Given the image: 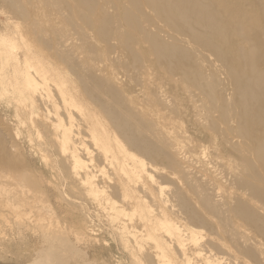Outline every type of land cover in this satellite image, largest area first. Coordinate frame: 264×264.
I'll return each instance as SVG.
<instances>
[{
  "label": "bare ground",
  "instance_id": "bare-ground-1",
  "mask_svg": "<svg viewBox=\"0 0 264 264\" xmlns=\"http://www.w3.org/2000/svg\"><path fill=\"white\" fill-rule=\"evenodd\" d=\"M0 6L35 37L51 33L36 38L48 59L20 24L0 31V97L15 102L22 127L51 121L62 164L44 179L0 152V220L40 225L46 248L34 264L65 263L44 188L59 205L66 181L138 264H192L191 253L198 264H264V0ZM36 100L53 110L39 115Z\"/></svg>",
  "mask_w": 264,
  "mask_h": 264
},
{
  "label": "rangeland",
  "instance_id": "rangeland-1",
  "mask_svg": "<svg viewBox=\"0 0 264 264\" xmlns=\"http://www.w3.org/2000/svg\"><path fill=\"white\" fill-rule=\"evenodd\" d=\"M47 14L49 20L47 18V21L46 19L45 21L50 23V10L47 11ZM12 22L20 24L28 39L38 47L41 53L48 57V59H51V55L43 47L39 46L36 41L37 37L38 39L49 40L51 33L47 31L42 37L39 34L35 37L33 34L27 32L24 22L7 11L6 8L3 7L1 9L0 6V31H3L4 27H9V30H13ZM122 61L128 63V56H122ZM36 105L39 115L42 114V110H45L44 106H48V110H53L52 104L50 105L47 102L42 103V101L36 100ZM16 117L15 102L10 97H0V152L1 150L10 151L16 157V160H21L22 165H24V171L44 179L49 177L48 174L51 171L49 164L51 165L54 162L61 169L62 164L60 165L61 161L58 159L60 157H56L55 148L53 147V150L51 149V145H49L51 142V121L46 119L45 121L41 120L40 117L35 119V125L38 129H35L37 134L40 130L39 135L36 137V132L34 131V133L33 129H31L33 126H28L29 122H26V127L25 125L22 127ZM80 130H82L80 132H83L81 127ZM82 134L85 133L83 132ZM81 137L83 136L81 135ZM29 138L32 139L31 142ZM41 142H43V145ZM37 149L46 152L44 155L48 157V161L41 158L43 154L39 150L37 151ZM63 175L66 177L65 174ZM70 186H74V188ZM49 188L45 187L44 191L47 192L46 196L48 195L47 198L51 201L50 204H53L52 207L56 208V214L59 219V232L62 234V239L65 243L64 264L139 263V254L137 259V257L133 256V252L124 248L121 235L118 234L119 232L114 230L108 221L103 218L104 216H101L104 214L102 209L95 202L93 203L88 200L85 193L79 190L78 185H75L72 181H66L64 186H61L59 183V193L62 194L59 195V205L55 201L57 200L56 193L53 192L52 188ZM24 207L27 209V206ZM85 207L87 210H85ZM167 207L169 208L170 204H167ZM32 212L33 216L37 214V211L32 210ZM87 214L90 215L91 223L86 224L83 223V220L86 218L84 215ZM45 248L46 246L41 238L40 225H37L35 221L24 223L22 226H16L13 223L6 224L0 220V264H34L36 259L39 260V252ZM191 254L194 259L192 264H198L200 258L193 253ZM143 263L147 264L145 260H143Z\"/></svg>",
  "mask_w": 264,
  "mask_h": 264
}]
</instances>
